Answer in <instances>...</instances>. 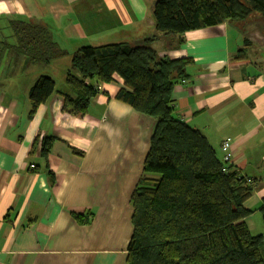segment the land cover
<instances>
[{
	"label": "crops",
	"instance_id": "0c3cea01",
	"mask_svg": "<svg viewBox=\"0 0 264 264\" xmlns=\"http://www.w3.org/2000/svg\"><path fill=\"white\" fill-rule=\"evenodd\" d=\"M155 1L0 0L2 37L3 18L22 15L47 25L66 53L43 65L14 58L8 80L0 59V264H125L130 196L156 121L114 98L118 76L99 84L84 115L66 112L62 93L78 47L154 35ZM152 46L160 56L191 59L188 77L172 90L173 114L200 130L220 158L229 139L228 163L254 188L244 221L264 239V14L159 35ZM40 75L56 91L29 115L27 91ZM44 136L54 137L46 160Z\"/></svg>",
	"mask_w": 264,
	"mask_h": 264
},
{
	"label": "trees",
	"instance_id": "16d2710c",
	"mask_svg": "<svg viewBox=\"0 0 264 264\" xmlns=\"http://www.w3.org/2000/svg\"><path fill=\"white\" fill-rule=\"evenodd\" d=\"M253 11L264 14V0H156L154 35L137 44L83 45L71 54L68 91L62 93L66 112L84 115L99 84L118 76L122 85L114 98L156 121L130 196L132 234L125 264H264V239L244 221L252 212L244 206L254 189L251 182L217 155L200 130L173 114L172 90L188 77L191 59L160 56L152 46L159 35L182 36ZM3 19L8 32L0 35V59H6L1 80L10 78L14 58L43 65L66 54L47 25L22 15ZM54 91L50 76H38L27 91L29 115ZM53 140L41 139L44 160ZM47 173L52 182L53 173ZM260 209L264 217V202Z\"/></svg>",
	"mask_w": 264,
	"mask_h": 264
},
{
	"label": "built area",
	"instance_id": "2783aa9c",
	"mask_svg": "<svg viewBox=\"0 0 264 264\" xmlns=\"http://www.w3.org/2000/svg\"><path fill=\"white\" fill-rule=\"evenodd\" d=\"M229 147H230V142H229V139H226L225 141H223L222 142V144H221V149L223 150V151H225V154H224V156H223V160H225V161H229L230 160V153H229V151H228V149H229ZM248 181H250V180H248Z\"/></svg>",
	"mask_w": 264,
	"mask_h": 264
}]
</instances>
